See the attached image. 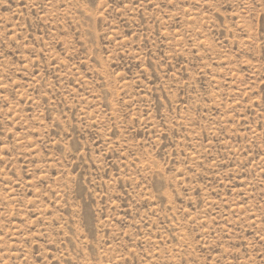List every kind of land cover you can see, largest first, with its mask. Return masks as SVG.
<instances>
[{
    "label": "rangeland",
    "instance_id": "1",
    "mask_svg": "<svg viewBox=\"0 0 264 264\" xmlns=\"http://www.w3.org/2000/svg\"><path fill=\"white\" fill-rule=\"evenodd\" d=\"M0 264H264V0H0Z\"/></svg>",
    "mask_w": 264,
    "mask_h": 264
}]
</instances>
